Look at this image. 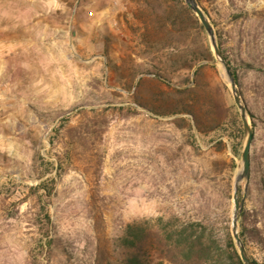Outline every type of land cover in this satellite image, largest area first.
Wrapping results in <instances>:
<instances>
[{
	"label": "rangeland",
	"instance_id": "rangeland-1",
	"mask_svg": "<svg viewBox=\"0 0 264 264\" xmlns=\"http://www.w3.org/2000/svg\"><path fill=\"white\" fill-rule=\"evenodd\" d=\"M146 1L0 0V264H106L121 257L128 224L153 236L159 218L232 235L240 110L204 29L214 60L200 73L198 124L184 111L199 29L175 40L174 55L156 38L147 45ZM196 1L248 109L238 224L264 264V0ZM158 71L165 95L153 85L136 95L134 81Z\"/></svg>",
	"mask_w": 264,
	"mask_h": 264
},
{
	"label": "trees",
	"instance_id": "trees-1",
	"mask_svg": "<svg viewBox=\"0 0 264 264\" xmlns=\"http://www.w3.org/2000/svg\"><path fill=\"white\" fill-rule=\"evenodd\" d=\"M154 3L147 0L141 7L147 45L153 44L151 38H156L157 43H164L163 51L174 55L180 51L179 47L173 45L175 40L181 39L191 24H195L199 29L201 58L195 73V86L179 91L187 96L184 111L198 124L203 109L199 77L207 65L205 62L214 60L204 27L195 13L186 6L184 0H156ZM149 74H153V77H141L134 81L135 94L142 95L147 85H153L158 90L154 89L152 94L157 97L164 96L166 91L161 87L164 83L162 72ZM192 103L195 104L194 107H189ZM196 107L200 108L196 110ZM157 224L159 228L153 236L148 235L146 223L128 224L119 239L121 257L106 264H153L152 256L146 252V249L159 252L161 254V257H158L159 262L167 260L171 264H243L229 228L222 236H218L214 227L200 221L177 223L159 218ZM240 236L246 245V229L243 223ZM253 262L256 264L254 260Z\"/></svg>",
	"mask_w": 264,
	"mask_h": 264
},
{
	"label": "water",
	"instance_id": "water-1",
	"mask_svg": "<svg viewBox=\"0 0 264 264\" xmlns=\"http://www.w3.org/2000/svg\"><path fill=\"white\" fill-rule=\"evenodd\" d=\"M184 2L186 6L193 13H195V15L198 17L199 21L203 25L210 39L213 53L225 71L226 77L230 83V86H231V89L234 95L235 103L240 110V115H241V119H242L243 126H244L246 141H245V145H244L243 152H242L241 170L237 174L236 180H235L234 209H233V218H232V235H233L234 242L239 251V255H240V258L243 264H255L253 260L250 258L248 251L246 249L245 243L240 236L239 224H238L239 215L242 209V204L239 202V197H238L239 186L244 181H246V186L248 185V181L250 178V169H251V146H252V141H253V132H252L251 125L249 123L248 109L242 98L241 91L239 90L237 86L236 80L229 67V64L227 63L219 47V44L217 42L216 32H215V29L210 19L205 14L203 9L199 6L196 0H184Z\"/></svg>",
	"mask_w": 264,
	"mask_h": 264
}]
</instances>
